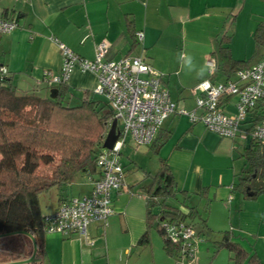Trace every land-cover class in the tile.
I'll use <instances>...</instances> for the list:
<instances>
[{"label": "crops", "instance_id": "obj_1", "mask_svg": "<svg viewBox=\"0 0 264 264\" xmlns=\"http://www.w3.org/2000/svg\"><path fill=\"white\" fill-rule=\"evenodd\" d=\"M0 18L18 23L13 31L0 34V67L6 68L16 88L44 85L49 96L53 85L43 80V72H58L62 65L52 38L88 60L94 58L96 45L104 41L109 46L108 59L140 56L152 67L173 66L175 74L162 79L161 86L179 108L187 110L195 107L198 93L191 89L201 80H226L216 71L212 75L208 65L209 60L218 65L216 52L224 38H229L222 46L232 60L252 65L264 58V45L255 43L257 27L264 22V0H0ZM136 32H142L141 40ZM181 51L194 58L191 69L178 62ZM205 64L206 75L197 77L199 67ZM94 84L93 74L75 67L67 81V94L74 91L87 96ZM36 90L33 87L21 93ZM235 102V97L224 98V112L235 114ZM250 120L248 114L232 139L220 137L185 115L171 114L161 126L169 135L158 154L150 145L144 146L158 158V167L164 159L172 171L176 201L169 198L167 203L187 212L191 209L195 219L205 220L201 230L196 228L198 255L193 260L179 261L167 255L162 238L154 239L152 231L149 244L138 245L146 228L145 198L144 204L129 198L126 178L125 187L111 194L113 214L106 224L92 222L88 239L78 234L45 233L40 244L33 233L10 234L0 240L4 243L0 245V264H235L234 252L216 247L225 232L246 252L240 264H264V192L249 198L253 192L237 188L248 165L243 154L249 147ZM142 171V178L131 180L141 184V189L149 183L145 172L154 173ZM86 176L89 190L82 195L90 194L93 186ZM65 194L57 189L54 205L42 214H51L60 197H69ZM116 225L121 226V232L115 231Z\"/></svg>", "mask_w": 264, "mask_h": 264}, {"label": "trees", "instance_id": "obj_2", "mask_svg": "<svg viewBox=\"0 0 264 264\" xmlns=\"http://www.w3.org/2000/svg\"><path fill=\"white\" fill-rule=\"evenodd\" d=\"M227 41L229 38H224L216 52L218 65H214L212 75L216 71L230 80L238 70L250 65L231 59L228 49L222 46V42ZM255 43L257 47L264 45V22L257 27ZM53 87L58 89L55 98L40 96L36 91L19 93L11 78L0 74V235L33 233L40 244L46 233L47 216L42 214L41 195L53 188L62 189L79 173L94 180L99 173L97 155L104 148L106 124L112 114L108 104L107 109L102 110L87 96L79 106L64 105L62 98L67 94V84L59 83ZM248 114L251 115V126L247 132L264 122V103H259ZM168 133L159 129L149 146L154 154H158ZM262 148L264 143L249 140V147L243 154L248 165L237 188H248L253 192L249 198L264 192ZM40 164H54V167L49 175H43L37 173ZM253 173L256 184H252ZM145 178L149 180L142 188L146 228L137 243L141 247L147 246L150 232L155 230L163 240L165 253L180 261L185 245L182 241L170 240L162 224L185 221L195 228V214L191 209L187 212L167 203V199L176 196L177 184L166 160L160 159L156 172H145ZM69 198L60 197L59 202ZM201 223L204 226L205 220L201 219ZM216 247L234 252L235 264L246 258V252L231 240L228 232Z\"/></svg>", "mask_w": 264, "mask_h": 264}, {"label": "built area", "instance_id": "obj_3", "mask_svg": "<svg viewBox=\"0 0 264 264\" xmlns=\"http://www.w3.org/2000/svg\"><path fill=\"white\" fill-rule=\"evenodd\" d=\"M18 27L14 19L0 18V34ZM142 39V32H136ZM58 46L62 65L58 72L44 70L43 80L50 85L67 81L75 69L90 71L97 78L94 93L102 95L112 114L106 124V135L116 120L117 138L111 148H102L97 155L98 175L92 180L90 194L71 197L45 217L44 232L60 233L66 236L78 234L88 239V227L92 222L106 224L113 214L111 194L125 187V170L121 163L123 148L128 138L135 146H148L155 139L159 129L171 114H181L191 122H201L207 130L220 137L235 138L241 124L250 110L264 103V58L235 73V78L212 82L201 80L191 89L195 107L191 110L179 108L170 98L169 92L161 86L163 75L140 56H122L108 59L109 46L102 41L96 45L92 60L85 59L52 38ZM208 65L213 72L214 61ZM0 74H7L4 66ZM235 97L236 112H224L222 100ZM249 140L264 143V122L247 132ZM170 240L182 241L185 245L182 259L193 260L197 250L196 229L185 221L176 224H162Z\"/></svg>", "mask_w": 264, "mask_h": 264}, {"label": "rangeland", "instance_id": "obj_4", "mask_svg": "<svg viewBox=\"0 0 264 264\" xmlns=\"http://www.w3.org/2000/svg\"><path fill=\"white\" fill-rule=\"evenodd\" d=\"M153 67L156 71H158L159 73H161L163 75L162 79L165 81L175 74V72H174L175 70H173V68H171L173 66L156 65ZM76 68L79 71H81L79 67H76ZM86 72L93 74L90 71H86ZM94 78H95V84L92 88H90V93L87 94V97H88V99L96 102L97 106L100 109L102 108V110H106L107 109V102H106L105 98L100 94L94 93V90L97 86V78L95 75H94ZM12 85L15 87L14 84H12ZM17 87L18 88L15 87V89L19 93L25 92L26 90L28 91V89H31L34 87L38 90V91L36 90L38 95H40V96L48 95L49 96V93H47L48 91L44 85H38V86L34 85V86H30V88H28V86H27V88H26V86L25 87L17 86ZM172 87H173V89H175L174 84H172ZM171 95L173 96V94H171ZM84 97H85V95L83 92L77 93V92L73 91V92H70L69 94H66L62 98V103L64 105H67L70 107H76V106H79L81 104ZM127 144H128L127 145L128 147H125L122 150L121 163H122L123 167L128 170V173H127L125 179L127 178L129 180V183H130L129 198H133L135 203L140 204V200H141V202L144 201L143 200V197H144L143 189L140 188L141 184L137 185V183L132 182L131 180H133L134 178H138V177L142 178V176H143L142 170L154 172L158 167V158L155 155L151 154V152L147 151L148 149L146 147L135 146L129 138H128ZM134 164H136V166ZM53 167H54V164H50V165L40 164V166L37 169V173L43 174V175H49L51 173ZM251 176H252V184H256L257 179H255V177H254L255 173H253ZM86 177L87 176L84 173L77 174L72 183L67 184L62 188V192H66L65 195H68L69 197L81 196L82 194H84L85 192H87L89 190V184L86 183V181H85V179L87 180ZM144 183H145V181H144ZM55 192H57V189L53 188V189H50L48 192L44 193L43 195H41L40 204H41L42 212L50 211V208L54 205L55 201H54L53 196H54ZM174 201H176V200L172 198L171 202L173 203ZM143 204H144V202H143ZM193 221H194L193 223L195 224V228H198L201 230L202 229L201 221L198 218L194 219ZM115 228H116L115 231L118 230L121 232L122 228L120 225H116ZM151 235L156 240H159V238H161L160 235L155 230H152ZM4 236H7V235H0V240ZM29 237H30V235H29ZM3 244L4 243L2 241H0V245H3ZM200 245L202 246V243ZM203 245H204V243H203ZM196 255H198V243H197V250H196L195 256ZM188 260H190V259H188Z\"/></svg>", "mask_w": 264, "mask_h": 264}, {"label": "clouds", "instance_id": "obj_5", "mask_svg": "<svg viewBox=\"0 0 264 264\" xmlns=\"http://www.w3.org/2000/svg\"><path fill=\"white\" fill-rule=\"evenodd\" d=\"M177 60L181 64L182 68L188 67L189 69H191L193 67L194 58L191 55L187 54L186 52L181 51L178 54ZM207 71H208V65L207 64L200 66L198 71L196 72L197 77L205 76Z\"/></svg>", "mask_w": 264, "mask_h": 264}, {"label": "water", "instance_id": "obj_6", "mask_svg": "<svg viewBox=\"0 0 264 264\" xmlns=\"http://www.w3.org/2000/svg\"><path fill=\"white\" fill-rule=\"evenodd\" d=\"M57 91H58V89L56 87H53L52 89H50V97L55 98L57 95ZM116 138H117L116 120H114L112 122V125H111V127H110V129L106 135L104 142H103V147L108 148V149L111 148L113 143L115 142Z\"/></svg>", "mask_w": 264, "mask_h": 264}]
</instances>
